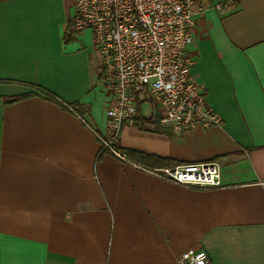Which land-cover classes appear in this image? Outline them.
Wrapping results in <instances>:
<instances>
[{"label": "crops", "instance_id": "0c3cea01", "mask_svg": "<svg viewBox=\"0 0 264 264\" xmlns=\"http://www.w3.org/2000/svg\"><path fill=\"white\" fill-rule=\"evenodd\" d=\"M74 2L0 0V264H264V0H199L192 76L220 126L178 133L144 103L150 130L120 137L162 167L217 162L211 190L98 159L112 91Z\"/></svg>", "mask_w": 264, "mask_h": 264}, {"label": "built area", "instance_id": "2783aa9c", "mask_svg": "<svg viewBox=\"0 0 264 264\" xmlns=\"http://www.w3.org/2000/svg\"><path fill=\"white\" fill-rule=\"evenodd\" d=\"M71 28L91 31L102 62L103 80L112 91L107 124L97 133L101 147L116 159L145 173L197 190L221 187L217 162L175 167H151L130 159L120 145L126 123L148 104L151 117L178 133L222 124L206 101L205 87L196 82L190 53L195 18L203 11L199 0H75ZM179 264H212L201 249L189 248Z\"/></svg>", "mask_w": 264, "mask_h": 264}, {"label": "trees", "instance_id": "16d2710c", "mask_svg": "<svg viewBox=\"0 0 264 264\" xmlns=\"http://www.w3.org/2000/svg\"><path fill=\"white\" fill-rule=\"evenodd\" d=\"M43 93L47 96L48 99L54 100V98L51 94L45 93V92H43ZM28 96H30V95H23V96L16 97L15 99L12 100V102L27 98ZM142 104H143L142 102L138 103L139 110H138L137 116L134 119V124L137 126V128L139 130L149 131L150 129L147 128V124L150 122V120L142 115V111H141V105ZM125 151H126L128 157L130 159H132L133 161H136L138 163L147 165V166L162 167V166H165L167 164L166 159H162V158L154 156V155H146V154L131 151V150H125ZM104 153H106V150L103 149V147H102L98 159H100Z\"/></svg>", "mask_w": 264, "mask_h": 264}, {"label": "rangeland", "instance_id": "374dc122", "mask_svg": "<svg viewBox=\"0 0 264 264\" xmlns=\"http://www.w3.org/2000/svg\"><path fill=\"white\" fill-rule=\"evenodd\" d=\"M150 106L149 105H144V108H143V110H144V112L146 113L147 111H149L150 110Z\"/></svg>", "mask_w": 264, "mask_h": 264}]
</instances>
